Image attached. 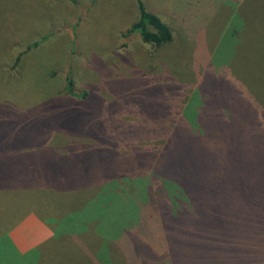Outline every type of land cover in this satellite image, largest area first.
I'll list each match as a JSON object with an SVG mask.
<instances>
[{"label":"rangeland","instance_id":"1","mask_svg":"<svg viewBox=\"0 0 264 264\" xmlns=\"http://www.w3.org/2000/svg\"><path fill=\"white\" fill-rule=\"evenodd\" d=\"M18 1L0 0V133L5 131L11 142L0 147L6 151L0 155V177L5 180L7 167L19 156L34 172V161L46 155L55 160L44 147L26 150L36 143L33 130L42 125L62 129L48 135L49 148L67 154L71 146L93 145L102 151V168L126 164L139 178L116 191L107 185L84 209L53 220L55 240L28 256H21L5 234L25 205L19 195H0V264H127L98 224L101 230L109 224L111 231H124L133 219L129 210L135 199L138 203L140 180L146 178L156 190L136 159L145 161L157 151L167 138L162 131L179 119L189 126L186 104L188 113L223 130L217 149L228 146L241 157L232 156L245 164L253 195L264 201V0H143L171 29L172 40L160 47L143 43L138 33L118 36L137 19L136 0H80L68 6L72 14L62 0ZM92 1L99 4L91 14L78 17L81 3ZM46 3L63 10L56 17L66 18L51 35L43 34L51 17ZM121 39H128L126 46H118ZM67 77L74 94L65 92ZM83 93L86 98H80ZM115 142L119 152H108L106 146ZM121 190L131 194L119 200ZM113 196L120 219L100 223L93 210L103 218V205ZM248 242L264 251V228L251 233Z\"/></svg>","mask_w":264,"mask_h":264},{"label":"trees","instance_id":"2","mask_svg":"<svg viewBox=\"0 0 264 264\" xmlns=\"http://www.w3.org/2000/svg\"><path fill=\"white\" fill-rule=\"evenodd\" d=\"M136 2L138 20L122 34L123 37L138 33L145 44L160 47L169 43L172 40L170 27L148 10L143 0ZM18 6V3L13 4L10 14ZM47 37L32 46H38ZM18 61L19 58L13 69ZM66 82L65 92L73 93L71 78L67 77ZM85 96L83 93L80 98ZM188 110L186 104L183 115L188 127L179 119L170 128L162 129V133L167 134L164 144L144 157L145 161L136 159L139 172L148 171V180L152 179L156 190L152 191L146 178L140 180L138 193H133L135 198L138 195V203L133 200L135 205L129 210L133 219L127 221V228L121 232L120 227L111 231L113 227L107 224L101 230L98 224V231L116 245L127 264H264V251L260 250V245L250 246L248 242L251 233L264 228V201L253 195L251 175L245 171V164L234 161L232 156H237L233 149L223 145L217 149V138L223 135V130H218L216 125L209 126L211 122L204 121L200 114L188 113ZM43 127L40 125L39 129L33 130L36 143H31L26 150L32 153L35 148L44 147L55 160L46 155L34 161L30 164L36 170L34 172L26 168L25 160L19 156L16 165L7 167L5 180L0 177V195H19L25 205L16 223L23 216L34 213L56 233L53 220L84 209L87 202L91 203L100 193L106 192L105 186L112 185V191H116L127 180L135 185L134 179L139 176L133 173V168L126 164L102 168V151L93 145L71 146L67 154L49 148L48 135L62 129ZM115 144L106 146L107 151L111 152ZM7 145L11 142L3 131L0 147ZM3 153L6 151L0 155ZM93 168L96 171L92 172ZM125 193L120 191L119 200L120 197L126 199ZM119 200L115 196L108 199L103 205L107 206L103 218L96 208L92 216L100 217V223L119 220L120 216L115 214L118 210L115 203ZM129 211L127 208L124 211L125 218ZM84 250L92 260L87 248Z\"/></svg>","mask_w":264,"mask_h":264},{"label":"crops","instance_id":"3","mask_svg":"<svg viewBox=\"0 0 264 264\" xmlns=\"http://www.w3.org/2000/svg\"><path fill=\"white\" fill-rule=\"evenodd\" d=\"M80 2L82 1L80 0L63 1L62 0V4L68 8L65 11H68L71 14H72V10L68 6H70L71 4H77ZM94 2L95 1L88 2V3H81L82 5H80V9L78 8L79 10L77 12L79 13L78 17L82 16V14L84 13H87L90 15L95 5L99 4V2H97L94 5ZM46 5H48V8L50 10L49 13L51 14L49 16L51 17L48 18L49 21L48 20L45 21L46 27L44 29L45 32H43L44 35L51 34L50 33L51 30L57 29V31H60L61 29H59V26L65 23V20H66L65 16L62 18L56 17L58 15L57 13L62 12L63 10L61 11V9L54 8V7L50 8L49 7L50 5L48 3H46ZM137 11H138V7H137ZM152 12L160 16L159 13H157L154 9L152 10ZM73 17L76 18L74 14H73ZM138 17H139V11H138L137 19L134 22L138 20ZM56 18L59 20H57V22L56 21L54 22ZM54 24H55V28H54ZM78 24H79V21L75 24V26L77 27ZM129 27H126L122 31H120L118 36H122L120 33L123 31H126ZM127 40L128 39H121V41L119 40L118 46H121V45L126 46L125 43L127 42ZM5 234H7L8 240L13 244L15 249L17 251L19 250L21 256H24V255L28 256L33 253H37L39 252L40 249L47 247V245H49L50 242L55 239V232L51 229V227L47 225V223L44 220H42L40 217H38L34 213H29L23 216L12 227L10 225L8 229L6 230Z\"/></svg>","mask_w":264,"mask_h":264}]
</instances>
